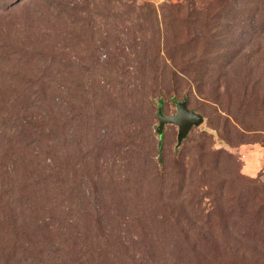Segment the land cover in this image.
<instances>
[{
    "label": "rangeland",
    "instance_id": "obj_1",
    "mask_svg": "<svg viewBox=\"0 0 264 264\" xmlns=\"http://www.w3.org/2000/svg\"><path fill=\"white\" fill-rule=\"evenodd\" d=\"M0 264H264V0H0Z\"/></svg>",
    "mask_w": 264,
    "mask_h": 264
},
{
    "label": "water",
    "instance_id": "obj_2",
    "mask_svg": "<svg viewBox=\"0 0 264 264\" xmlns=\"http://www.w3.org/2000/svg\"><path fill=\"white\" fill-rule=\"evenodd\" d=\"M204 122V117L186 107L185 103L179 104V112L176 115L166 117L161 116L159 132H163L167 123L175 124L179 127V144L188 136L195 126H200Z\"/></svg>",
    "mask_w": 264,
    "mask_h": 264
},
{
    "label": "trees",
    "instance_id": "obj_3",
    "mask_svg": "<svg viewBox=\"0 0 264 264\" xmlns=\"http://www.w3.org/2000/svg\"><path fill=\"white\" fill-rule=\"evenodd\" d=\"M181 103H185L186 104V107L189 109V107H188V104H187V102L186 101H183V102H178L177 103V109H178V111H177V113L179 112V104H181ZM160 104H162V103H160ZM160 109V108H159ZM191 110V109H190ZM193 111V110H192ZM176 113V114H177ZM175 114V115H176ZM161 116H165L162 112H161V110L159 111V118H161ZM173 116V115H172ZM166 117H170V116H166ZM159 128H160V125H159V127H158V134H159V136L161 137L162 136V134L164 133V130H163V132H159Z\"/></svg>",
    "mask_w": 264,
    "mask_h": 264
}]
</instances>
